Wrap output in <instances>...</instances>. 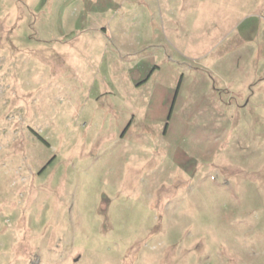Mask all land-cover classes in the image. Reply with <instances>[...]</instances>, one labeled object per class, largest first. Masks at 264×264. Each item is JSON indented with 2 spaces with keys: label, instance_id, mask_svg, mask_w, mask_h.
<instances>
[{
  "label": "rangeland",
  "instance_id": "374dc122",
  "mask_svg": "<svg viewBox=\"0 0 264 264\" xmlns=\"http://www.w3.org/2000/svg\"><path fill=\"white\" fill-rule=\"evenodd\" d=\"M145 1L0 0V264H264V0Z\"/></svg>",
  "mask_w": 264,
  "mask_h": 264
},
{
  "label": "crops",
  "instance_id": "0c3cea01",
  "mask_svg": "<svg viewBox=\"0 0 264 264\" xmlns=\"http://www.w3.org/2000/svg\"><path fill=\"white\" fill-rule=\"evenodd\" d=\"M96 1V0H95ZM145 8L146 9H148V13H147V15H151V10H152V8L153 7H156V8H162V6H163V1L162 0H150V1H145ZM100 30H101V32H102V34H105L106 35V33H107V28H105V27H102V28H100ZM95 31H98L97 29H95Z\"/></svg>",
  "mask_w": 264,
  "mask_h": 264
}]
</instances>
